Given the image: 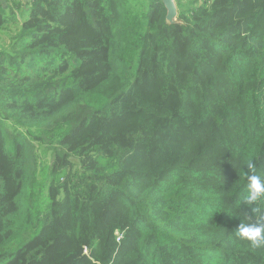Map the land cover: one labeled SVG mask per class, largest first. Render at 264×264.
<instances>
[{"label":"trees","instance_id":"obj_1","mask_svg":"<svg viewBox=\"0 0 264 264\" xmlns=\"http://www.w3.org/2000/svg\"><path fill=\"white\" fill-rule=\"evenodd\" d=\"M4 1L0 264H264L236 237L261 214L264 0H175L182 24L162 0ZM28 188L42 225L13 242Z\"/></svg>","mask_w":264,"mask_h":264},{"label":"clouds","instance_id":"obj_2","mask_svg":"<svg viewBox=\"0 0 264 264\" xmlns=\"http://www.w3.org/2000/svg\"><path fill=\"white\" fill-rule=\"evenodd\" d=\"M245 167L246 185L241 201L252 213L261 214L259 219L240 223L236 229V237L248 241L252 247H261L264 246V212L260 207L264 204V177L255 172V165L251 161H248Z\"/></svg>","mask_w":264,"mask_h":264},{"label":"rangeland","instance_id":"obj_3","mask_svg":"<svg viewBox=\"0 0 264 264\" xmlns=\"http://www.w3.org/2000/svg\"><path fill=\"white\" fill-rule=\"evenodd\" d=\"M3 3V6L6 7V2L4 0H0ZM20 1L21 4H25L27 0H15ZM27 16V11L23 14L22 18ZM40 159H44L45 163L39 168L36 173L35 179L39 183H43V176L47 175V166L50 165L51 159L50 155H44V152H39ZM34 192L38 190V185L36 182L33 183ZM19 204H20V212L16 216V227L13 232V242L18 239L22 241L29 240L32 236H34L39 229L41 228V222L33 221L34 213H39V211L43 210L40 202L36 200H32V195L30 194V189L28 188L26 192H23L19 196ZM31 218V221L29 220Z\"/></svg>","mask_w":264,"mask_h":264},{"label":"water","instance_id":"obj_4","mask_svg":"<svg viewBox=\"0 0 264 264\" xmlns=\"http://www.w3.org/2000/svg\"><path fill=\"white\" fill-rule=\"evenodd\" d=\"M166 9L165 23L166 24H182L181 19L178 17V9L175 0H162Z\"/></svg>","mask_w":264,"mask_h":264}]
</instances>
